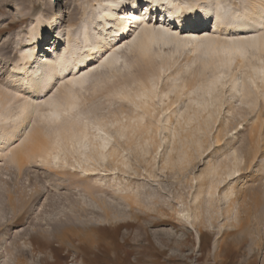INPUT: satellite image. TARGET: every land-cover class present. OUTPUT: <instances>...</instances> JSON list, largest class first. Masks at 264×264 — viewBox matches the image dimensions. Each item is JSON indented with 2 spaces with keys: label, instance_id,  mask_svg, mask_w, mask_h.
Here are the masks:
<instances>
[{
  "label": "rangeland",
  "instance_id": "374dc122",
  "mask_svg": "<svg viewBox=\"0 0 264 264\" xmlns=\"http://www.w3.org/2000/svg\"><path fill=\"white\" fill-rule=\"evenodd\" d=\"M95 1L105 3L61 0L62 12L54 14L48 12L54 0L48 6L47 0H0V58L4 44L11 46L8 59L0 62V90L5 97L15 93L24 99L37 97L20 82L22 57L30 53V32L40 25L53 26V36L47 35L43 50L36 51L39 59L52 53L57 33L64 34V43L55 44L62 50L95 17L100 9ZM184 1L197 7L219 2L214 10L227 13L221 28L241 24L235 23L232 11H244L252 2L264 5V0ZM158 12L149 20L153 29L162 25L170 10L164 7V12ZM57 16L63 23L61 30L55 28ZM100 23L97 19L90 31H98ZM171 24V32L190 35ZM246 25L251 27L247 36H264V27L261 31L254 22ZM207 29L201 23L199 34L193 35L204 37L205 32H200L208 33ZM122 45L127 48H122L113 70L96 63L79 72L88 74L81 90L86 101L73 116L50 125L35 116L12 139L0 135L2 147L12 144L9 148L15 151L28 143L33 129L53 140L57 130L74 131L101 121L105 127L98 132L110 137L102 161L97 156L88 162L84 157L67 159L59 153L47 165L30 158L17 171L11 154L4 155L0 160V264H264V82L256 81L254 86L246 78L252 74L246 60L257 67L264 64V55L258 61L251 57L257 55L251 49L243 65L236 57L223 67L211 62L215 53L191 55L187 48L162 70L156 94L167 97L157 95L148 102L146 113L115 93L123 86L133 93L139 79L147 80L164 60L153 59L150 71L137 59L133 44ZM171 51L165 49V56ZM30 62L33 67L36 59ZM218 71L219 82L204 89L205 79ZM70 77L45 100L57 97V90ZM232 79L237 91L231 88ZM241 84L246 85L240 89ZM128 124L126 133L118 130ZM11 126L8 123L4 129ZM234 158L242 160L235 173Z\"/></svg>",
  "mask_w": 264,
  "mask_h": 264
},
{
  "label": "bare ground",
  "instance_id": "6f19581e",
  "mask_svg": "<svg viewBox=\"0 0 264 264\" xmlns=\"http://www.w3.org/2000/svg\"><path fill=\"white\" fill-rule=\"evenodd\" d=\"M54 1V7H50L49 3H51V0H47V6L49 5V8L47 7L48 12L50 11V13L60 14V12H62V2L61 0ZM95 2L96 5H99L100 7V9L96 11L97 13L95 17L90 18L87 21L88 24L84 23L85 25L80 28L82 30L80 31L78 39H76V37L71 41L70 38H67V40H70L66 42V45H64L65 47L62 50L59 49L58 46L55 47V44H59L61 41L64 43V34L57 33L54 38V48L52 47V53L46 54L39 59L36 55V51L38 50L39 52V50H43L42 44L47 35L53 36V26L40 25L30 32V53L27 56H24V58L22 57L21 61L23 68L21 69L20 82L21 85L27 87V89H32V95L34 92L37 97L34 99L30 97V99H24L20 98V95H17L16 93L15 95L13 94V96L10 95L9 97H5V94H2V90H0V135L7 136L8 140L9 138L12 139L17 131L21 129L27 121H32L35 116H37L40 123H45L47 125H50L51 123H59L61 119H64L66 116L67 118L73 116L74 114L71 115V113L86 101L81 95V90L88 74L83 71L84 73L82 74L81 72L80 75L79 72L89 66L95 65L96 63L107 66V69L110 71L113 70L122 57V48L127 46L122 45L124 42L133 44L137 59H141L147 67H153V59L164 60L163 63L159 64L160 66L158 69L152 68L154 71L150 73L151 76H145V79L148 78L147 80H138V88L133 93H130L131 89L129 86H120L122 88L120 91L116 93L114 91L117 96H120L119 98L134 103V106L137 109H145L146 113L150 112V105L148 102H153V100L161 94V92H159L160 94H156V82L160 79L161 72H163L162 70L165 69L166 64L168 62L170 63V60H172L174 56L179 55L180 52L187 50V48H189L191 55L202 53V55L208 54L210 56V53H215L216 60L211 58V62L217 61L223 67H227L231 64L236 57L238 58V65H243L245 60L244 57L249 54V50L251 49L257 53L256 56L252 55L251 57H256L255 59L258 61L262 60L260 58L264 55V36H247L248 34H251V32H248L251 30V27L249 28V26L246 25L248 22H254L256 25L260 26V30L262 31V28L264 27V5L261 2L250 3L249 7L247 6L248 8H245L244 11L241 12L237 9L232 11L230 15L234 21H237L235 23L241 21V24L238 25V23L231 28L220 27L222 23L221 21L227 13L225 12L226 10L222 9L219 11L214 10L219 6V2L216 1L214 2V5L209 4L205 7H197L195 4L184 0H131L128 4L130 8L125 6L127 0H104V4H99L98 1ZM92 7L94 8V6ZM164 7L169 8L170 10L168 18L163 17L162 25L160 24L161 26L157 28H155L154 25L153 29L151 25L152 22H150L151 16H159L158 11L163 10L164 12ZM60 16L59 18L57 16L56 20L59 23L55 24V28H58L59 30L63 28V23L60 22ZM182 17L187 18L181 20ZM166 18L169 19V22L166 21ZM210 18L212 20L208 22ZM97 19L101 20V23L98 24L100 29H98V31L95 29L90 31V28L96 24ZM171 23L176 24L179 31L180 29H183L181 31L188 32L190 35L180 36L181 34L183 35V33L177 35L171 32L169 30V26L173 25ZM201 23L206 24L208 33H206L205 30H202L203 32L201 31L200 34L205 32L206 35L204 37L194 36L193 34L195 33L199 34L197 30H199ZM9 28L11 27H8L7 29ZM211 30L215 34L223 33L222 37L211 35ZM236 31H243V33ZM93 39H97V41L92 43ZM4 46V53L3 57L0 58V62L7 60L11 53V46L7 43L4 44ZM155 48H158V50L155 51ZM168 48H173V51L170 52V56H165L164 51ZM43 58L45 59L43 60ZM32 59H36L33 67L30 66V61ZM246 61L248 68L252 72L250 76L246 77L250 82V85L252 84L255 86L256 81H261L263 83L264 64L261 65L259 63L260 66L255 67L256 65L254 66L251 63V60ZM168 66L170 67V65ZM149 67L147 69H149ZM144 71H146V68ZM67 72H69L68 75H66ZM220 74L221 71H218L211 78L205 79L206 86L204 89H212V87L219 82ZM69 75L71 77L67 80L66 85L62 88L59 87L61 89L58 88L60 90H57L58 96H53L52 98L45 100V97H47L50 92L52 93V91H54L53 89L60 84L64 78L67 76L69 77ZM149 78L152 80L149 81ZM245 85L246 84H241L240 89L244 88L243 86ZM231 86H233L231 87L233 90L237 89L236 81L233 79ZM159 97L162 99L166 98L167 95L162 94ZM261 97L264 99V89ZM142 98L144 100H141ZM135 100L138 102H135ZM77 115L79 114H76V116ZM140 119H143V117H140ZM19 120H21L20 123H17ZM73 121H75V119ZM100 122H96L97 124L94 123L95 125L92 126L88 124L78 126L77 130L74 129V131L72 128H69L71 129V132L73 131L71 134L68 131L69 129L67 130L66 127H63L62 122L61 129L66 128V130H62L61 132L57 130V132L55 129L56 134L54 133V139L52 136L53 140H48L49 138L46 139V135L42 136L43 133L41 132V134L40 130L33 129L27 138L28 143L21 149H15V151H13V149L9 148L12 144L4 149L0 142V160H2L4 155L9 152L11 154V162L16 166L17 171H21L24 165L29 162L30 158L31 160L33 158L37 160L39 159L45 164H49L50 159H52L51 161H53V159L57 160L56 158H58L59 153L63 154L67 159L68 157L73 159L77 156V158L82 161V158L84 157L87 160L86 162H88V160L95 159L96 156H103V152L109 145L108 138L110 137H107V140L105 137H102L101 133H99L103 131L102 128L105 127V125ZM8 123H12V126L4 129V125H7ZM64 125L66 126V122ZM128 129H130L129 124L119 127L118 130L125 132V130ZM93 130L97 133H92L91 131ZM121 135L122 134L120 133V136ZM87 150L89 154L86 153ZM241 161L242 160H238V158H234V173L238 172V165ZM61 167L63 168L64 165H61ZM229 195L232 196V192H230ZM22 196L25 197V194ZM7 198L11 202L10 195H8Z\"/></svg>",
  "mask_w": 264,
  "mask_h": 264
}]
</instances>
